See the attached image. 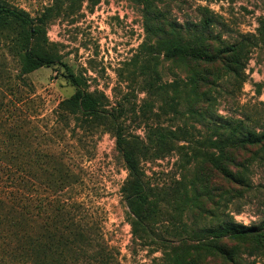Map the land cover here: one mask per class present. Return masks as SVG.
I'll use <instances>...</instances> for the list:
<instances>
[{"label": "rangeland", "instance_id": "1", "mask_svg": "<svg viewBox=\"0 0 264 264\" xmlns=\"http://www.w3.org/2000/svg\"><path fill=\"white\" fill-rule=\"evenodd\" d=\"M9 1L36 17L55 0ZM66 7L46 25L47 48L61 56L60 64L27 75L29 86L15 80L18 67L3 47L11 34L0 35V101L20 105L35 147L80 170V196L89 218L97 221L98 239L92 257L80 264H264V145L226 149L241 164L236 172L243 185L228 182L211 162L219 156L220 144L214 142L226 120L257 131L264 127V43L257 33L264 0H99L95 5L83 0L73 15ZM204 9L215 19L207 33L219 40L212 47L244 37L253 42L245 48L239 75L217 62L185 65L166 59L158 38L147 32L146 18L159 14L162 20H153L154 25L185 27L181 31L188 38L201 29ZM67 71L82 74L84 88L102 94L104 108L125 133L150 149L140 162L145 187L158 205L150 231L133 233V217L120 195L127 172L111 133H71L74 122L65 123L57 112L75 90ZM193 74L204 79L193 84ZM10 84H15L13 95ZM40 193L35 188L33 198ZM44 218L39 212L33 217L32 239L44 234ZM224 220L257 231L240 239L224 237L219 241L224 254L194 241L197 230ZM22 253L18 242L0 239V264H30Z\"/></svg>", "mask_w": 264, "mask_h": 264}, {"label": "trees", "instance_id": "2", "mask_svg": "<svg viewBox=\"0 0 264 264\" xmlns=\"http://www.w3.org/2000/svg\"><path fill=\"white\" fill-rule=\"evenodd\" d=\"M82 1L55 0L40 15L31 17L9 0H0V35L11 34L3 47L16 62L18 74L15 80H19L20 85L29 86L25 77L39 68L60 64L61 56L47 48L46 25L61 15L64 6L73 15L75 7ZM97 1L92 0V4L95 5ZM205 13H208L207 9H204L200 22L201 29L197 33H190L188 38L181 31L183 27L178 25L166 23V28L161 24L154 25L153 20H162L159 14L146 18V29L150 36L158 38L157 43L161 45L166 59L185 65H211L217 62L234 76L239 75V70L244 67L245 48L253 46V42L249 37H244L240 42L219 43L212 47L215 42L212 45L211 42L219 40L217 36L207 33L215 25V19ZM190 25L194 24L185 26ZM257 33L264 43V17L259 21ZM65 77L75 90L58 104L57 112L65 123L74 122L71 133L76 129L85 132L102 129L111 133L115 139V149L127 172V178L120 187V195L129 215L133 217V233L150 231L157 222L158 205L148 194L140 168L141 158L150 149L139 142L137 136L125 133L119 121L104 108L102 94L91 93L84 88L85 78L82 74L75 75L67 71ZM203 79L202 74L189 77L193 84ZM14 87L15 84H10L8 89L12 95L16 89ZM192 93L195 94V90ZM17 103H22V99ZM29 124L20 105L13 106V103L4 99L0 101V239L7 243L18 242L22 257L30 264H80L83 258L92 257L89 255L92 253L91 246L98 241L97 221L89 218L86 202L80 196L83 182L80 170L60 156L35 147V134ZM219 129L223 133L220 140L214 142L220 144L219 156L211 160L212 165L228 182L243 185V180L236 172L241 164L226 153V149L262 147L264 127L257 131L247 128L243 122L226 120ZM160 138L165 136L160 135ZM225 162H228V166H225ZM35 188L42 191L36 200L33 198ZM37 212L43 218L45 216L44 225L41 226L44 234L35 240L30 230ZM256 231L254 227L224 220L216 227L197 230L193 238L201 247L224 254L223 246L219 244L224 237L240 239L254 236ZM34 241H37L36 246L31 248ZM12 250H7L8 254H12ZM95 254L98 256L99 251Z\"/></svg>", "mask_w": 264, "mask_h": 264}]
</instances>
